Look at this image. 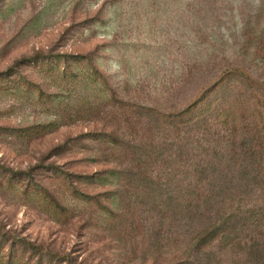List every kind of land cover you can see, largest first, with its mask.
I'll return each mask as SVG.
<instances>
[{"label": "rangeland", "instance_id": "1", "mask_svg": "<svg viewBox=\"0 0 264 264\" xmlns=\"http://www.w3.org/2000/svg\"><path fill=\"white\" fill-rule=\"evenodd\" d=\"M231 67L212 100L264 112V0H0V264H264V240L192 244L262 207L264 156L254 170L244 132L226 148L220 128L147 111L185 108ZM107 136L154 146L167 191ZM105 170L124 172L101 185Z\"/></svg>", "mask_w": 264, "mask_h": 264}, {"label": "trees", "instance_id": "2", "mask_svg": "<svg viewBox=\"0 0 264 264\" xmlns=\"http://www.w3.org/2000/svg\"><path fill=\"white\" fill-rule=\"evenodd\" d=\"M241 71L242 69L238 67L226 69L208 89L201 93L196 101L177 112L164 114L154 109H148L147 111L155 115L165 126H171L175 123L179 127L189 128V131L202 129V134L212 127L220 128L225 132L222 138L226 148H234L238 145L235 140L241 132H244L246 134L243 137L244 140L237 147L239 155L243 161L251 162L252 165L256 166L254 170H261L263 167L260 165L262 161L259 158L264 156V112L249 109V99L238 101V96L235 98V95H233L234 98L231 101L222 100L221 102L218 98L212 100L210 97V94L224 86L234 91L236 88L234 76H241ZM91 83L93 84L94 81H91ZM239 83L241 84V81ZM247 88L249 89L248 86ZM214 101H218V105H214ZM257 104L254 105L257 106ZM263 107L264 104L261 108ZM242 127L243 131L241 130ZM106 138L99 137L97 139L93 138V140H103L102 142L109 145L107 148L119 151L115 155L126 152L127 159L125 160L142 174L143 180L147 182V187L154 189L159 194L167 191V185H163L158 177L154 180L151 176L152 164H149L148 159L150 154L154 153V146L127 145L116 137L107 136ZM201 140L204 139H196L195 143ZM198 144L200 145V143ZM200 147L204 146L200 145ZM194 150H198V148H194ZM141 155H144L147 159L142 160ZM117 159L120 160L121 157L117 156ZM118 162L121 163V161ZM121 172L124 171L105 170L96 173L98 175L97 181L101 185L110 184L109 178L111 176L118 178L117 175ZM241 235L245 239L248 238L249 241L255 242L256 245L258 241L264 240V203L257 211L252 209L247 211L235 210L228 215H221L216 223L210 224V226L198 232L192 244L195 246L203 245L214 241L216 238L232 241L234 238L238 239Z\"/></svg>", "mask_w": 264, "mask_h": 264}]
</instances>
